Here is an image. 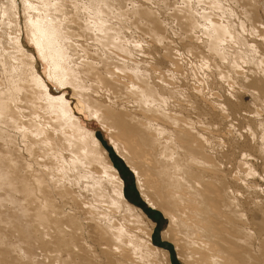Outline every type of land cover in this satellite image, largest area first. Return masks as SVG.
<instances>
[{
    "label": "bare ground",
    "instance_id": "bare-ground-1",
    "mask_svg": "<svg viewBox=\"0 0 264 264\" xmlns=\"http://www.w3.org/2000/svg\"><path fill=\"white\" fill-rule=\"evenodd\" d=\"M126 2L89 0L84 7L80 0H0V264H38L35 240L47 246L54 237V245L63 247L54 250L49 264H94L89 248L119 253L118 264L130 254L137 259L129 264L154 259L174 264L169 252L155 245L152 220L128 202L127 182L109 148L105 152L97 134L81 124L67 90L84 101L89 117L108 133L145 203L163 211L168 222L162 235L175 244L185 264H264V19L259 0H184L176 20L188 41L198 39L184 45L198 61L188 65L165 42L159 14ZM224 2L239 6V12ZM69 3L68 11L64 6ZM231 16H238V23ZM132 27L150 35L149 50L162 45L163 53L155 50L154 65L143 64V58L133 62L134 48L147 51L144 42L126 36ZM74 49L82 58L78 63L70 53ZM163 57L170 69H162ZM176 78L185 86H176ZM217 88L221 91L213 99ZM244 90L259 106L240 113ZM23 106L34 114L27 123L20 121ZM19 133L29 139L27 150L57 162L48 174L47 168L40 174L31 159L19 157L13 135ZM53 135L69 151L68 159ZM71 165L98 166L87 187L97 204L107 206L99 205L95 218L89 216L90 226L79 216L73 215L72 222L65 216L66 230L51 216L58 215V187L64 179L76 181L69 175ZM102 175L108 193L94 177ZM17 194L37 208L31 223L21 224L15 213ZM5 203L7 213L1 211ZM121 208L130 212L124 218L137 224L136 231L128 227L131 223L111 218ZM28 210L22 209V216ZM80 226L86 249L75 242L81 239Z\"/></svg>",
    "mask_w": 264,
    "mask_h": 264
},
{
    "label": "rangeland",
    "instance_id": "rangeland-1",
    "mask_svg": "<svg viewBox=\"0 0 264 264\" xmlns=\"http://www.w3.org/2000/svg\"><path fill=\"white\" fill-rule=\"evenodd\" d=\"M80 1H81L82 5L84 7H87L89 5L88 4L89 0H84V3H83L82 0H80ZM147 1L148 0H144V1L143 0H127L126 3L130 7L133 6L134 4L135 5H140V3H141V5L144 4V6H146V8H148V9L150 8L149 10H151L152 12L154 10L156 15L159 14L158 18L161 21L162 26L164 27L163 31H164V34H165V37H164L165 38V42H166V40L167 41L169 40L168 43L170 42L169 44L171 45L172 49L174 48V51H176V58H177V56H179V58H180V59L178 58L179 60H181V59L183 60L184 59L185 62H183V63L185 65H188L187 62H189V63L190 62L193 63V61L194 62H198L196 60L197 58H195L191 53H189L186 50V46L188 45L186 43H189V44H191V43L195 44L196 43L197 44L198 43V41H197L198 39L194 40V41L192 40L193 42L188 41V39L190 40L191 38H188V37H187L188 39L185 38L186 36L182 32V30H180L181 28L179 27V26H181V25H179L180 24L179 23L180 20H176V10L180 6H183L184 0H181V1L180 0H149L148 2ZM224 3H225V5L229 4L231 6V8L234 10L235 13L239 12V10H238L239 6H235L234 4H232L230 2H224ZM259 4H260L261 11L263 12V16L262 17L264 19V0H259ZM148 6H151V7H148ZM197 7H199V8H197ZM201 7H202V5H197L196 6L198 11H200V12H202ZM64 8H65V10H68V11L70 9L72 10V3L67 4L66 7L64 6ZM232 17H233V19H232ZM230 19L233 22L235 21L236 23H238V20H239L238 16H237V18L235 16H231ZM12 26L13 25H11V27ZM5 27L6 28L9 27V23L8 22H5ZM134 28L135 27L130 28L129 31L126 30V36L130 40L139 39V41H141L142 43L144 42L143 44L142 43L141 44H142L143 49L145 51H147V52H145L147 54H143L139 48L138 49L134 48L132 50L133 53L135 52L134 53L135 55H132L133 56V59H132L133 62L139 61V60L143 61L142 60V58H143L144 60H147L146 61L147 63L143 62V64L147 65L150 62H152L150 64L154 65V63L157 62L156 61L158 59L157 57H159V54H157V52L155 50H157L159 48L160 51L163 53L164 49H162V45H157V47L158 46L159 47L157 49H155V50L152 49L153 50V52H152V50H149L150 47L153 48V46H151L152 42H151V39H150L151 38L150 35H148V33H145L143 31H142L143 32L142 33L141 30L139 31V29H136V28L134 29ZM182 34L184 36H182ZM198 35L199 34L197 33V36ZM183 38H185V39H183ZM83 42L88 44V47L92 48V46H89V43L87 41H83ZM90 43H91V41H90ZM184 45H186V46H184ZM160 46H161V48H160ZM183 46H184V48H183ZM200 49L202 50L204 48H200ZM202 51H205V49L202 50ZM155 52H156V54H155ZM70 53L73 54V60L75 62L78 63V62L81 61L82 58L79 56V53L76 50L74 52L72 50V52H70ZM153 58H154V60H153ZM134 59H135V61H134ZM113 60L118 62V63L121 62V60H118L115 57H113ZM164 60L166 61L167 59H164V57L162 58V63H161L162 69L163 70L170 69V64H168L167 61L165 62ZM184 64L182 66H185ZM198 65L199 64L197 63L198 70H200L198 72H202L200 66H198ZM163 66H165V67H163ZM188 67L189 66H187V68ZM248 68H250V66H245L244 70L247 71ZM40 70H41L42 74L45 76L46 72H47V65L43 64V67ZM200 74L201 73H199V75ZM3 75L4 76H9L7 73L3 74ZM2 78H3V76H2ZM9 78L10 77H8V79ZM6 79L7 78H5V77L3 78L4 81ZM178 79L176 78V86H180L181 85L180 83L182 82L181 86L184 87L185 86L184 81L181 79L182 81L179 83L180 79L179 80ZM193 82H195V81H193ZM235 86L237 87V85H235ZM225 87H226V85H225ZM218 91L220 92L221 90L217 88V89H214L212 91L213 99H217L216 98V95H217L216 92H218ZM66 92H67V94L69 93L70 99L74 102V106H73V109H74V112H75L74 114L77 116V118L80 119L81 124L83 126H85L86 128L90 129L91 131L93 130V132H95V134H97L98 139L100 138L99 140L102 141V144L104 146L103 148H104V150H106L105 152H107V149L109 148V152H110L109 155H110V157L112 156L111 158H113L112 160H113V163L115 164V167H116L117 171H120V173L123 175V179L127 182L126 183L125 195L127 197L128 202L130 204L136 205L138 208L141 207L145 211L147 217L150 218V220H152V222L154 223V226L156 227V229H155V235L156 236H155V241H154L155 245L160 246V247L166 249L169 252V255L171 256V258L173 260L172 263H174V264H185L183 262V260L176 253L175 244L171 240H169V238L163 237V235H162V230L166 227L167 222H168L167 217H165L163 211L160 210V209H155V207L153 208V207L147 205V203H145L144 199L140 195L139 190L137 188L136 178L134 176L133 171H131V169L128 166L127 162L123 158H121L117 154L116 151H114L115 150L114 148H112V145H111L109 137H108V133L101 127V125L99 124V122L95 118L89 117V114H88V112L85 109L84 101L82 99H80V97H78L77 95H73L69 90H67ZM247 92H246V90H244L241 93V96L238 99L237 110L240 113H244V111L249 109V108H254L255 104H257L259 106V104L257 102H254L251 94H248L250 92H248V93ZM132 107H135V106H130V108H132ZM31 109H29L27 106H23L22 107V110H21L22 114L21 115L23 117H22V120H20L22 123H27L28 119L32 115H34L31 112ZM38 113L40 115H42V111L41 110H38ZM47 117H48V115H45L43 123H45L47 121ZM216 121L219 122L220 120L216 119ZM233 121L235 123H237L236 119H234ZM43 123H40V124H43ZM13 135L16 136L17 139L15 140V142L20 147V149H19V157H22V158H25V159H31L32 163H33V166H34V169L38 167V171H37L38 173L43 174L42 170L47 168V174H48L49 167L50 166L53 167V166L56 165L57 162L55 160H53L51 158H48L47 156H45V157L43 156L42 157L41 156V152H39L37 150H33V153H32L29 150H27L26 149V145L28 144L29 139H25L21 135V133L13 134ZM56 136H59V135H56ZM52 137L55 139V141L57 143H59V148L62 151L64 158L68 159L69 151L64 149V146H63V144H62L60 139H58L57 137H54V135ZM60 146H62V147H60ZM0 149H2L1 143H0ZM84 168L85 167H82V166H76V167L72 166L70 171H69V173H70L69 175L72 176V178H76V181H72L70 179H64L65 181L62 182V185L58 187V189H60L62 191V195H57L56 198H55L56 199L55 211L58 213V215L56 216L57 218L51 216V219H55L56 221L63 222L66 225V230H69L68 229V225H69L68 221L69 220L71 221L73 215L81 217L82 221L85 222L86 224H88V226H90L92 224V221L89 219V216H91V218H93V217L95 218V215L97 214V210L98 209L101 210V207H103L106 210L105 206H107V204L103 203L102 206H101V204H97L93 200V193L87 187V186H90V185L92 186V184H93L92 181H94L95 179L93 180L91 178L90 174L93 173L94 175H96L95 173H97V171H98V166L97 165H91L88 169H85V170H84ZM35 174H36V172H35ZM94 177L96 178L97 182H99V181L101 182V185H102L103 188H106L105 189L106 193L110 192V189L107 186L106 182L102 183V181H101V179L105 178L103 175H102V177L101 176H98V177L94 176ZM143 179L144 178H142V182H143ZM57 191L58 190H55L53 192V194H56ZM24 200L26 201L27 199H24L21 194H19V195L17 194V201L15 203V213H16L17 216H19V221H20L21 224L26 223V221L31 223L32 220L34 219V214L36 213V210H37L35 205H31V204L27 205L29 202L27 201L28 202L27 203ZM99 205L101 207H99ZM26 208L29 209L28 212H26L27 216H22V209H26ZM1 211L7 213L9 211V205H7L5 203V205L3 207H1ZM129 213L130 212H128L125 209L121 208V209L117 210V213L116 212H115V214L111 213L112 215H114V216H111V218H114L115 221H117V222L119 221V223H122V222L125 221L124 224L126 223V225H128V224L131 223L132 220H131V218L129 219V217L127 218L125 216L127 221H128V222H126V220L124 218V215L129 214ZM65 216H66V219L68 221L65 220ZM103 221H104V219H103ZM132 223H134V222H132ZM132 223L130 224V226L128 225V227L135 228L134 230L136 231L137 224L134 223V225L131 226ZM148 228H150V227H148ZM80 229H81V226L78 229L79 235L82 234L79 231ZM11 231H12V229L7 231V234L10 235ZM15 231H17V230H15ZM94 233H95V231H91V233H89V234H94ZM140 233H142V232L140 231ZM140 233H138V234H140ZM142 235L143 234H140V236H142ZM80 237H81V239L77 240L75 242L77 243V245L79 247L81 246L83 249H86L84 244L82 243V240H83L82 236L80 235ZM142 238H143V236H142ZM55 242H56V237L53 238V241L51 243L46 242L47 246H44V244L41 243L39 240H35L33 249L37 250V251L35 250V252L37 253L36 255H37L38 264H49V261H52V259H53L54 250L56 248L62 249L63 243H62V245H59L57 247L56 245H54ZM18 243L20 245H23V248H26V246H27L26 244L24 245V242L21 239H20V242H18ZM106 243L108 245H111L112 244V240L110 238H106ZM89 252L95 254V258L92 259L94 264H118L117 262L121 258L119 253H117V255H115L112 252L99 251V249L95 251L94 248H89ZM136 259L137 258H136V256L134 254H130L128 259L127 258L124 259V263L123 264H129L132 260H136ZM160 260L154 259V262L151 261V264L155 263V261H156V264H158V261H159V264H163L162 260L161 261Z\"/></svg>",
    "mask_w": 264,
    "mask_h": 264
}]
</instances>
